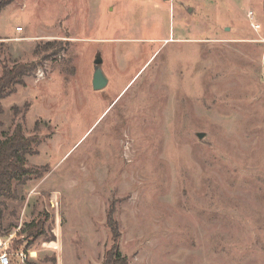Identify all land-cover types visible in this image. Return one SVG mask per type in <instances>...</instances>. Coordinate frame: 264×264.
Instances as JSON below:
<instances>
[{
    "label": "rangeland",
    "instance_id": "374dc122",
    "mask_svg": "<svg viewBox=\"0 0 264 264\" xmlns=\"http://www.w3.org/2000/svg\"><path fill=\"white\" fill-rule=\"evenodd\" d=\"M16 63L0 141L36 136L37 175L0 198L12 264H102L107 214L127 264H264V0H0Z\"/></svg>",
    "mask_w": 264,
    "mask_h": 264
},
{
    "label": "trees",
    "instance_id": "16d2710c",
    "mask_svg": "<svg viewBox=\"0 0 264 264\" xmlns=\"http://www.w3.org/2000/svg\"><path fill=\"white\" fill-rule=\"evenodd\" d=\"M30 65L14 64L4 66L0 75V100L7 95L21 78L31 70ZM37 141L36 136L27 137L20 124H16L11 133L0 141V198L11 193L13 182L23 183L36 174L26 166V155L31 152L32 145ZM37 175V174H36ZM107 229L111 245L105 251L102 264H127V259L119 250V231L111 214H107ZM37 225L27 226V236L33 237Z\"/></svg>",
    "mask_w": 264,
    "mask_h": 264
},
{
    "label": "built area",
    "instance_id": "2783aa9c",
    "mask_svg": "<svg viewBox=\"0 0 264 264\" xmlns=\"http://www.w3.org/2000/svg\"><path fill=\"white\" fill-rule=\"evenodd\" d=\"M247 17L250 21V27L257 31L260 28V25L254 21V16L252 12L247 13ZM1 246V242H0ZM12 257H19L20 263L19 264H24L27 261V254L24 251H18V252H12L11 253ZM0 264H12V261L6 251L0 252Z\"/></svg>",
    "mask_w": 264,
    "mask_h": 264
},
{
    "label": "water",
    "instance_id": "95a60500",
    "mask_svg": "<svg viewBox=\"0 0 264 264\" xmlns=\"http://www.w3.org/2000/svg\"><path fill=\"white\" fill-rule=\"evenodd\" d=\"M101 63L102 60L100 58V55H96L95 59L93 61L94 65V72H93V77H92V85L94 90H99L103 88L106 84V78L104 77L102 71H101ZM203 134H198V138H202Z\"/></svg>",
    "mask_w": 264,
    "mask_h": 264
}]
</instances>
